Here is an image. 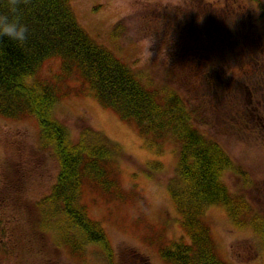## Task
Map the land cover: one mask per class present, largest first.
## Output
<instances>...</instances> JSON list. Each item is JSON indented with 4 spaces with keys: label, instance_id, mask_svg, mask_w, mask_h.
Returning <instances> with one entry per match:
<instances>
[{
    "label": "trees",
    "instance_id": "obj_1",
    "mask_svg": "<svg viewBox=\"0 0 264 264\" xmlns=\"http://www.w3.org/2000/svg\"><path fill=\"white\" fill-rule=\"evenodd\" d=\"M228 2L217 11L222 21L220 16H228L229 9L239 4V0ZM5 5L6 0H0V12L7 11ZM19 15L29 28L26 43L19 46L7 38L0 39V116L11 120L35 118L40 149L51 152L59 164L50 194L39 202L27 201V207L36 213L39 231L48 232L54 245L78 258L84 256L87 247L99 246L109 264H114L109 238L89 217L82 195L88 186L104 194H124L120 163L128 156L119 144L90 125L81 127L73 141L70 130L57 116L62 101L91 96L133 125L157 155L162 156L169 143L176 148L178 164L168 191L191 243L181 240L163 247L160 256L164 262L228 264L216 249L207 220L211 207H223L237 228L252 229L264 245V216H258L244 196L230 189L227 178L236 172V164L220 143L200 131L199 113L191 101L92 38L79 22L71 0H21ZM206 17L216 19L212 11ZM225 22L216 29L223 27L220 31L228 32L230 23ZM120 27L121 23L115 32ZM184 51L177 61L183 83L192 77L198 84L203 82L202 71L193 72L191 56ZM52 60L60 63V71L46 82L41 73ZM148 167L142 170L150 179L154 171L163 170L159 161ZM11 173L5 159L1 164L0 205L18 200L16 194L14 199L9 197L17 181ZM249 185L246 179L243 188Z\"/></svg>",
    "mask_w": 264,
    "mask_h": 264
},
{
    "label": "rangeland",
    "instance_id": "obj_2",
    "mask_svg": "<svg viewBox=\"0 0 264 264\" xmlns=\"http://www.w3.org/2000/svg\"><path fill=\"white\" fill-rule=\"evenodd\" d=\"M71 1L79 22L92 38L134 68L146 70L154 81L176 89L197 107L200 131L220 143L236 164V172L227 178L230 189L244 196L258 216H264V142L228 130L225 111L206 101L203 85L200 88L197 82L195 86L193 77L183 83L177 62L189 48V34L195 24L196 31L202 32H216L217 26L227 24L226 18H218L217 11L227 6L228 0H204L200 5V0ZM239 1L250 9L253 29L258 27L264 33L260 2ZM205 7L215 13L216 19L206 17ZM229 10L228 19L237 14ZM222 28L219 33L224 32ZM59 71L58 61H48L41 78L50 81ZM57 116L70 130L73 141L81 127L90 125L119 144L128 156L120 163L124 194H104L88 186L82 195L89 217L104 228L109 238L114 264H167L160 256L163 247L181 240L191 243L168 191L178 164L172 143L162 156L157 155L133 125L91 96L62 101ZM5 159L10 163L13 180H17L9 197H19L14 204V200H7L0 205V264H109L99 246L87 247L84 256L78 258L54 245L48 232L36 228L37 216L27 207V201L39 202L50 194L59 164L51 152L40 149L35 118L11 120L0 116V176ZM153 161L161 162L163 170L154 171L150 179L142 169H149ZM246 179L250 185L244 189ZM206 215L216 249L226 263L264 264V245L252 229L237 228L223 207H211Z\"/></svg>",
    "mask_w": 264,
    "mask_h": 264
},
{
    "label": "flooded vegetation",
    "instance_id": "obj_3",
    "mask_svg": "<svg viewBox=\"0 0 264 264\" xmlns=\"http://www.w3.org/2000/svg\"><path fill=\"white\" fill-rule=\"evenodd\" d=\"M259 2L264 12V1ZM235 9L238 13L230 19L220 16L229 20L228 32L196 31L195 24L187 48L190 66L193 72L200 67L203 82L199 86L203 85L208 103L225 111V127L264 142V33L258 27L253 29L251 11L243 2L232 11ZM203 11L210 12L206 7ZM193 80L196 86V78Z\"/></svg>",
    "mask_w": 264,
    "mask_h": 264
},
{
    "label": "clouds",
    "instance_id": "obj_4",
    "mask_svg": "<svg viewBox=\"0 0 264 264\" xmlns=\"http://www.w3.org/2000/svg\"><path fill=\"white\" fill-rule=\"evenodd\" d=\"M21 0H6V12H0V39L8 40L23 46L27 39L29 28L22 22L19 15Z\"/></svg>",
    "mask_w": 264,
    "mask_h": 264
},
{
    "label": "water",
    "instance_id": "obj_5",
    "mask_svg": "<svg viewBox=\"0 0 264 264\" xmlns=\"http://www.w3.org/2000/svg\"><path fill=\"white\" fill-rule=\"evenodd\" d=\"M264 1V0H263Z\"/></svg>",
    "mask_w": 264,
    "mask_h": 264
}]
</instances>
